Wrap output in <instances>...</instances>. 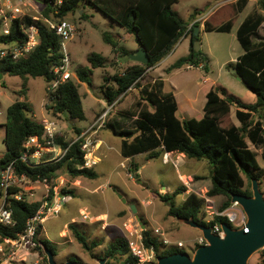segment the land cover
Returning a JSON list of instances; mask_svg holds the SVG:
<instances>
[{"label":"trees","instance_id":"1","mask_svg":"<svg viewBox=\"0 0 264 264\" xmlns=\"http://www.w3.org/2000/svg\"><path fill=\"white\" fill-rule=\"evenodd\" d=\"M43 9L46 16H51L52 6L48 0H36ZM83 7H79V3ZM179 0H65L61 6L57 18H64L69 14L80 12L87 5H91L102 11L113 22L123 27L126 32L140 41L149 53L150 59L146 64L135 63L128 66L123 72L113 75L110 85H102L104 95L109 104L114 103L131 88L138 87L139 81L150 67L158 65L176 47L183 34L189 27L173 6ZM249 0H234L221 5L220 9L228 8L229 13L220 24L212 22V16L207 18L204 27L207 31L230 32L236 25V20ZM232 3H236L232 4ZM264 6V0H261ZM237 13L234 14V10ZM264 9V8H263ZM81 17H87L85 13ZM33 23L29 17L14 19L11 22V30L8 35H0V43L23 45L28 37L22 26H30ZM264 23V13L254 10L248 14L237 30V37L244 49L236 62L229 63L237 76L256 94L254 103H246L240 98L229 94L224 89L211 88L207 92V101L204 106V114L201 118L191 117L181 119L178 116L179 104L173 92H164L165 80L156 79L149 83L143 93L144 100L154 106L150 110L145 103L137 101L130 113L135 118V129L117 127L115 123H108L117 135L122 138L121 153L124 157L148 153V158L158 157L163 152H180L188 158L207 160L212 167V187L208 196H227L220 211L225 210L232 204V194H244L252 196L253 191L246 185L245 175L249 182L255 177V171H261L262 166L258 159V153L251 147L249 141L257 148H261V156L264 161V39H256L259 30ZM40 30V42L33 52L27 57L15 61L9 57L0 58V72L7 71L10 75H18L23 78V87L16 91L19 96L7 110V122L5 124L6 153L0 158V166L8 165L16 161V169L20 173L27 174L31 179H47L51 187L58 177V172L64 168L69 170L73 177L96 178L97 172L93 168L82 167L85 162V152L82 150L83 139L66 141L57 134L56 141L64 148L69 147L67 155L56 163L40 164L31 166L19 160L24 142L31 136H42L44 125L42 121L34 119L30 113L32 108L27 101L28 79L33 77H44L47 83L52 79V68L59 64L62 55L61 39L54 32L37 22ZM191 26L193 37L198 39L195 27ZM1 28V25H0ZM104 40L111 44L116 51L118 42L111 33H104ZM123 54L128 56L129 51L122 48ZM91 69L105 67L107 59L100 53L93 52L88 56ZM207 58L201 51L192 47L189 56L177 60L173 68H180L185 64L199 66L206 63ZM194 65V66H195ZM91 69L78 68L75 73L80 82L91 83L89 77ZM4 84V83H3ZM143 87H146L143 86ZM141 92V90H140ZM49 102L46 108L51 110L55 116L67 115L69 120L86 119L83 106V97L78 82L73 78L62 83L56 91H50L47 84ZM236 106V116L241 125L231 122L225 125L222 118L230 115L231 107ZM80 135L82 129L76 128ZM76 140V141H75ZM249 140V141H248ZM73 142V143H72ZM72 143V144H71ZM17 188L11 192H17ZM52 191L51 195H53ZM63 193H74L63 189ZM181 193L177 189L173 194H161L162 201L168 202L170 208L169 216L178 220L192 219L207 226L229 223L224 216L215 215L209 222L202 221L205 217V198L196 193H191L181 206L176 205L175 197ZM13 210L16 224L13 227L0 225V236L2 238H17L26 227L29 218L38 211L41 202L32 203L12 199L9 201ZM42 224L38 228L37 240L38 250L43 254L44 247H48L56 254V249L47 238H41ZM76 239L88 251L100 246V240L89 241L88 237L81 232L75 224H70ZM144 242L148 248H154L159 255H168L175 252H184L176 247L169 248L168 252H161V246H165L157 237L151 236L148 230L143 231ZM264 253V250L262 251ZM94 257L95 255L93 253ZM46 264L48 263L47 257ZM104 258L118 259V264H137L138 259L132 255L129 248V239L120 236L113 240L105 250Z\"/></svg>","mask_w":264,"mask_h":264},{"label":"rangeland","instance_id":"2","mask_svg":"<svg viewBox=\"0 0 264 264\" xmlns=\"http://www.w3.org/2000/svg\"><path fill=\"white\" fill-rule=\"evenodd\" d=\"M234 0H179L173 9L189 23L188 29L172 50L158 65L146 70L143 78L139 81L138 87L131 88L123 94L112 106L104 126L100 130L99 136L103 137L105 143H99L95 147V153L101 158L94 167L97 172L96 178L73 177L66 168L58 172V177L64 179L60 185L59 192L63 189L73 191L72 198L63 204L58 213L47 215L42 222L41 238L49 239L56 249V260L60 263L69 258L76 260L80 264H99L98 260L104 258L108 245L120 236L129 239V232L148 230L153 237L159 241L167 238L172 242L182 240L185 251L193 254V246L202 234V231L191 225L168 215L170 204L162 201L161 194H173L177 189L181 190L175 197V203L181 206L184 200L191 193H196L205 198L204 211L206 216L202 221L209 222L214 218L216 212H220V207L227 200V196H208V191L212 187L211 174L212 167L207 160H198L172 154L170 162L163 160L164 153L160 150L158 157L147 158L146 153L138 154L131 160H127L121 155V136L114 133L109 128L108 123H115L117 127L135 129V118L130 115L137 101H142L150 110L154 106L144 100L143 93L147 85L156 79L165 80L164 92H173L178 104V116L181 119L191 117L201 118L204 114V106L207 101V92L211 88L224 89L246 103H254L256 94L237 76L233 67L229 63L236 62L244 49L237 37V30L248 14L254 10L264 13V6L261 0H249L245 9L238 14L236 25L230 32L207 31L202 27L209 16H212L214 24H220L226 19L228 8L220 9L222 4ZM4 0H0L3 3ZM237 5L236 3H232ZM83 7V3H79ZM32 10V9H31ZM34 11L32 10L31 13ZM237 13L236 7L233 11ZM85 13L87 17H81ZM64 19L69 20L75 26V34L72 40L68 41V48L71 54L74 72L78 68L91 69L88 56L97 52L107 59L106 66L91 69V83H83L77 77L73 80L78 82L80 92L83 97V106L87 114L86 119L69 120L67 115L55 116L51 110L46 108L49 102L47 93V80L44 77L29 78L27 101L32 111L30 115L42 121L44 117L53 120L57 124L58 134L66 141L77 138L76 128L87 129L95 118L99 117L106 108H109L102 85H110L113 75L123 72L128 66L138 63L129 59V55L123 54L122 48L135 52L140 48L137 39L128 34L126 30L113 22L102 11L87 5L80 12L69 14ZM222 21V22H221ZM199 24V44L202 55L207 58L206 63L199 66L185 64L180 68H173V64L182 57L189 56L192 47L195 46L196 38L193 37L191 26ZM195 27V31L196 28ZM111 33L118 42V49L115 51L111 44L104 40V33ZM256 39H264V23L262 24ZM5 45L0 43V50ZM4 83V84H3ZM24 80L18 75L3 76L0 81V158L6 153L5 124L7 122L8 107L14 103L19 96L16 91L23 87ZM146 87H143L145 86ZM141 90V92H140ZM225 125L235 122L241 125L236 116V106L231 107V113L222 118ZM75 125V126H74ZM249 141V140H248ZM251 147L258 153V159L262 170L255 171V177L259 187L264 194V161L261 156V148L255 147L249 141ZM102 147V149H101ZM101 149V150H100ZM98 151V152H97ZM180 153V152H178ZM185 155V154H184ZM178 162V165H175ZM135 164L132 167V164ZM140 176L139 178L137 176ZM246 185L253 191V183L243 175ZM59 182V181H58ZM57 182V184H58ZM56 184V183H55ZM29 200L42 201L43 189L37 186L36 189L25 191ZM34 193L32 197L30 194ZM65 194V193H63ZM2 203V191L0 189V205ZM136 207V211L133 209ZM239 208H242L239 205ZM243 210V208H242ZM88 215L87 218L84 216ZM70 224H75L91 242L100 240V246L88 251L76 239ZM156 229L164 236L157 235ZM143 234V233H142ZM172 245L161 246V252H168ZM15 259L13 264H46L45 249L44 254L34 248L15 249ZM258 250L252 254L249 264H264V253ZM93 253L97 255L94 257ZM107 259V264H118V259ZM49 264V262L47 263Z\"/></svg>","mask_w":264,"mask_h":264},{"label":"built area","instance_id":"3","mask_svg":"<svg viewBox=\"0 0 264 264\" xmlns=\"http://www.w3.org/2000/svg\"><path fill=\"white\" fill-rule=\"evenodd\" d=\"M64 1L65 0H48L52 6L51 16L45 15L43 9L36 0H4L3 3H0V35L10 34L11 22L14 19L29 17L33 21L30 26H25L24 24L22 26L24 33H26L28 37L27 42L23 45L4 44L5 47L0 50L1 59L9 57L18 61L27 57L35 50L40 42V30L37 22H40L49 30L54 31L60 37L63 56L59 64L53 66L51 70L53 77L48 83L50 91H56L62 83L71 80L75 76V72L71 68L72 60L68 48V41L72 40L75 34V26L69 20L57 18V16H55V14L59 13ZM31 9L34 11L33 13H31ZM114 103L110 104L109 108H106L88 129L75 138L76 140H84L81 148L85 152V162L82 167L92 168L98 164L100 159L97 158L95 153V147L98 141H96L95 134L104 126ZM42 123L44 125L42 136L34 135L29 137L24 142L22 153L19 157L20 161L31 166L56 163L62 160L69 150V147L64 148L56 141L58 134L56 122L44 119ZM170 157H172V153L165 152L163 160L168 163L171 160ZM175 165H178V162H175ZM54 182L56 184L54 183V186L51 187L47 179L33 180L27 174L18 172L16 169V161H12L3 167L0 166V189L2 191V203L0 205L1 226L13 227L16 224L13 210L10 207V202H8L9 199L26 201L29 203L35 202L29 200L25 191L28 190L29 193L36 189L37 186L42 187V197L45 198L40 201L41 205L38 211L34 216L28 219L24 231L20 233L17 238H2L0 236V264H13L12 260L15 259L16 255L15 249L28 250L29 248H38V228L44 221V218H46L48 214L52 215L58 213L61 206L70 198L69 194L59 192V187L63 185L64 179L61 178V176L56 177ZM13 188H17L18 191L11 192ZM52 191H54L53 195H51ZM30 195L33 197L34 193L32 192ZM216 215L226 217L233 228L244 227L245 232L249 231L246 225L248 220L247 215L242 208H239V204L237 203H232L231 206L225 210L216 212ZM84 217L87 218L88 216L85 215ZM143 231L144 229L142 227L140 231L132 230L129 232L130 252L138 259L137 264H156L158 257L157 252L153 247L148 248L146 246L144 235L142 234ZM155 231L157 235L164 236L160 233L159 229ZM213 232L223 235L222 226L220 224H215L213 226ZM161 241L165 246L172 245L181 250H185L186 244L182 240L172 242L167 238H163ZM206 244H208L207 239L201 234L196 244L193 246V250L195 251L197 247ZM37 264H39V262H37Z\"/></svg>","mask_w":264,"mask_h":264},{"label":"water","instance_id":"4","mask_svg":"<svg viewBox=\"0 0 264 264\" xmlns=\"http://www.w3.org/2000/svg\"><path fill=\"white\" fill-rule=\"evenodd\" d=\"M81 3V2H80ZM199 26L196 28V35H199ZM140 44V41L137 40ZM194 49L200 51L199 40H195ZM129 59L141 64L149 62V53L143 46L135 52L129 53ZM7 71L0 72V81ZM240 78V77H239ZM241 79V78H240ZM140 177L139 175L137 176ZM253 195L232 194V203L241 205L247 215L248 232L245 228H233L229 223L221 224L223 235L213 232L212 226L201 224L192 219L181 220L188 225L198 228L207 239L208 244L196 248L193 254L186 251L175 252L168 255H159L156 264H249L253 253L264 249V194L256 179H252ZM134 211L136 207L133 205ZM143 229L145 226L143 225ZM48 256L49 264H80L76 260H68L59 263L55 253L48 247H44ZM99 264H107V259L98 260Z\"/></svg>","mask_w":264,"mask_h":264},{"label":"crops","instance_id":"5","mask_svg":"<svg viewBox=\"0 0 264 264\" xmlns=\"http://www.w3.org/2000/svg\"><path fill=\"white\" fill-rule=\"evenodd\" d=\"M202 27H204V25H203ZM201 30H202V28H200V31H201ZM86 116H87V114H86ZM99 116H100V115H99ZM97 118H98V117H97ZM97 118L94 119V121L92 122V124L97 120ZM44 119H46V117H44L43 120H44ZM43 120H42V121H43ZM39 121H40V120H39ZM92 124H91V125H92ZM91 125H90V126H91ZM74 126H75V125H74ZM90 126H89V127H90ZM89 127H88V128H89ZM88 128H87V129H88ZM109 128L112 129L111 127H109ZM102 129H103V128H102ZM85 130H86V129H83V130L81 131V133L84 132ZM100 130H101V129H100ZM100 130H98V132L95 134V138L98 140L99 143H101V142L105 143L104 138L101 137V136H99V134H100V133H99ZM112 130H113V129H112ZM113 131H114V130H113ZM114 133H115V131H114ZM115 134H116V133H115ZM77 136H78V135H77ZM121 144H122V138H121ZM101 149H102V147H101ZM101 149H100V150H101ZM120 151H121V150H120ZM97 152H98V151H97ZM171 153L173 154V156H174V154H175V155H176V154H180V155H177V157H180V158H182L183 156H185L183 153H178V152H171ZM146 154H147V158H148V153H146ZM121 155H122V153H121ZM96 156H97V155H96ZM122 156H123V155H122ZM135 156H136V155H135ZM123 157H124V156H123ZM97 158H99V159L101 160V158H100L99 156H97ZM124 158H126L127 160H131L133 157H128V158H127V157H124ZM100 160H99V162H100ZM99 162H98V163H99ZM95 166H96V165H95ZM95 166H94V167H95ZM134 166H135V164L133 163V164H132V167H134ZM94 167H92V168L94 169ZM69 195H70V194H69ZM70 198H72L71 195H70ZM87 216H88V215H87ZM42 225H43V224H42ZM179 241H180V240H179ZM55 255H56V254H55ZM68 260H73V259H72V258H69V259H67L66 261H68ZM66 261H63V262H66ZM60 263H62V262H60Z\"/></svg>","mask_w":264,"mask_h":264}]
</instances>
